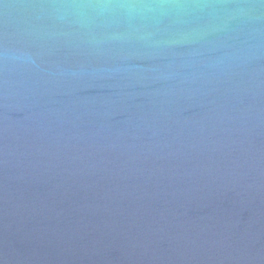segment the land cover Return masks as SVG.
Instances as JSON below:
<instances>
[{"label": "water", "instance_id": "water-1", "mask_svg": "<svg viewBox=\"0 0 264 264\" xmlns=\"http://www.w3.org/2000/svg\"><path fill=\"white\" fill-rule=\"evenodd\" d=\"M0 264H264V0H0Z\"/></svg>", "mask_w": 264, "mask_h": 264}]
</instances>
